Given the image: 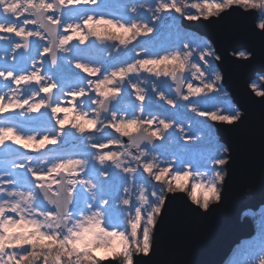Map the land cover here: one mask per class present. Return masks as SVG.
<instances>
[{"label":"snow or ice","instance_id":"1","mask_svg":"<svg viewBox=\"0 0 264 264\" xmlns=\"http://www.w3.org/2000/svg\"><path fill=\"white\" fill-rule=\"evenodd\" d=\"M233 6L258 10L264 36V0H205L190 5L195 12L183 0H133L122 14L111 0H0V60L11 61L0 66V264H149L168 194L190 187L188 200L205 213L222 201L230 149L191 129L187 143L183 127L145 102L151 95L212 121L241 119L226 101L223 111L190 101L219 97L210 45L149 35ZM104 51L110 60L86 58ZM257 249L264 256V239L232 264H253Z\"/></svg>","mask_w":264,"mask_h":264},{"label":"water","instance_id":"2","mask_svg":"<svg viewBox=\"0 0 264 264\" xmlns=\"http://www.w3.org/2000/svg\"><path fill=\"white\" fill-rule=\"evenodd\" d=\"M257 15L254 9L233 6L208 20H181L184 28L212 44L221 83L242 115L233 124L214 123L220 142L230 149L222 201L205 213L186 193L168 194L163 223L154 230V250L144 258L149 264H223L232 249L254 233L251 219L242 214L264 205V96H256L250 87L264 71V36ZM240 51L249 56L237 57ZM102 264L114 262L105 259Z\"/></svg>","mask_w":264,"mask_h":264},{"label":"rangeland","instance_id":"3","mask_svg":"<svg viewBox=\"0 0 264 264\" xmlns=\"http://www.w3.org/2000/svg\"><path fill=\"white\" fill-rule=\"evenodd\" d=\"M130 1V0H129ZM205 0H183V3L188 5V7L185 8V11H191V12H195V9H192L190 7V5L192 3H204ZM207 2H213V0H207ZM220 2H222V0H220ZM113 10H115L116 12L119 13H123L126 9V7H119V6H112ZM177 17H179V14H176ZM179 21L180 19H177L175 24H172L171 26H169V23H165L163 25H161V28L159 30V32H154L152 34L149 35H155L156 39L160 42V43H168L170 41H175L176 39H180L183 42L195 45L197 43H204L200 37H198L197 35H194L193 33L186 31L184 29L181 28V26L179 25ZM139 39H146V37H137V40ZM75 42V41H73ZM137 41H133L132 43L135 44ZM206 43V42H205ZM182 46V45H181ZM83 47V46H81ZM129 48L131 47V45L128 46ZM125 53H121V55H124ZM113 55H115V53H113ZM103 60H110L111 58L109 57L108 53L102 54L101 58ZM3 60H0V63ZM214 64H215V60H214ZM4 65V64H3ZM218 72V70H217ZM219 73V72H218ZM147 75V74H144ZM185 75H187L189 77V79H191V75L190 73H185ZM161 79H164L163 77H161ZM0 80H2V78H0ZM194 86H198L199 82L198 81H193ZM220 84V89H218L219 92V97L216 100H209L207 97L208 96H213L216 95V93H207L206 95L202 94L200 96H193V98H195V101L198 102L196 103V106L199 108H211L210 111H223V103L222 101H226L228 103H231L234 107L235 105L232 103L229 95L227 93H225L223 91L222 85ZM253 84L251 83V88L253 89ZM255 86L257 88L261 89V84L259 83H255ZM55 91V90H53ZM185 91H186V87H185ZM255 93V92H254ZM129 97V96H128ZM70 98V97H69ZM38 99V97H37ZM130 100L132 102L135 103H139L138 101H135V97L134 95L130 97ZM148 105L152 106L155 110L156 109H168V112H172V113H177L176 108H172L171 106L167 105L166 103H164L163 101H159L158 99H154L153 96H149L146 100V102ZM191 105H189V108H184L182 107L184 110L187 111V114L185 116H181V117H185V118H190V122H186L185 118H181L177 115H172V114H168L169 118L175 121L174 124V128L178 129L180 127L184 128V133L183 135H185V138L187 140V135H189V130H196L197 131V126H200V134L196 135L197 137H202V136H206V135H210L212 140L214 138H216L215 132L212 130V123L213 121L209 118V116H204V117H199L197 116L195 113L191 112L190 109ZM236 108V107H235ZM44 110L42 109L41 112H43ZM50 111V110H49ZM166 111H163V113H165ZM33 115L39 116L40 112L35 113ZM61 117L63 116V114H58ZM197 118V119H196ZM208 119V121L206 120ZM171 131H173V128H170ZM182 134L179 131H176V136L174 137V139H177L181 136ZM193 140H187V143L191 144L193 143ZM179 143H185V140H179ZM15 147V146H13ZM60 147V145H48L46 150L51 149V148H58ZM171 147H174V144L171 145ZM20 151H24L25 154L27 155V151L28 150H24V149H20ZM104 151H107V149H105ZM34 158V156H33ZM35 159V158H34ZM147 175V174H145ZM165 179H168V177H166ZM191 183V180L189 181V185ZM190 191V187L188 189H186V191L184 193ZM188 197V196H187ZM244 217H248L251 219L252 223H253V227L255 230L254 235L251 238L248 239H244L242 240L244 243H240L239 245L234 247V250L231 254V256L226 260L225 264H232L233 260L239 257V253H240V249L243 247H246L249 243L253 244V245H258L259 241L261 239H264V206L261 207L257 212H252V211H246L243 213L242 218ZM241 218V219H242ZM259 249H257V253H255L253 255V257L251 258L253 260V264H264V256H260L258 254Z\"/></svg>","mask_w":264,"mask_h":264},{"label":"trees","instance_id":"4","mask_svg":"<svg viewBox=\"0 0 264 264\" xmlns=\"http://www.w3.org/2000/svg\"><path fill=\"white\" fill-rule=\"evenodd\" d=\"M169 2H172V1L170 0ZM257 80H258L257 82L261 83V82H263V81H264V77H262V76H259ZM210 106H211V107H210V108H208L209 110H210L212 107H214V106H212V105H210ZM207 121H208V119H207Z\"/></svg>","mask_w":264,"mask_h":264},{"label":"flooded vegetation","instance_id":"5","mask_svg":"<svg viewBox=\"0 0 264 264\" xmlns=\"http://www.w3.org/2000/svg\"><path fill=\"white\" fill-rule=\"evenodd\" d=\"M28 27H33V26L29 25ZM0 42H2V41H0Z\"/></svg>","mask_w":264,"mask_h":264},{"label":"bare ground","instance_id":"6","mask_svg":"<svg viewBox=\"0 0 264 264\" xmlns=\"http://www.w3.org/2000/svg\"><path fill=\"white\" fill-rule=\"evenodd\" d=\"M97 255H100V253H97Z\"/></svg>","mask_w":264,"mask_h":264}]
</instances>
